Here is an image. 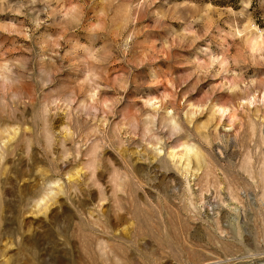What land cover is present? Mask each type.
Here are the masks:
<instances>
[{
	"label": "rangeland",
	"instance_id": "374dc122",
	"mask_svg": "<svg viewBox=\"0 0 264 264\" xmlns=\"http://www.w3.org/2000/svg\"><path fill=\"white\" fill-rule=\"evenodd\" d=\"M0 264H264V0H0Z\"/></svg>",
	"mask_w": 264,
	"mask_h": 264
}]
</instances>
